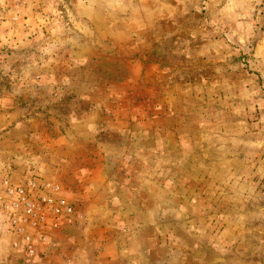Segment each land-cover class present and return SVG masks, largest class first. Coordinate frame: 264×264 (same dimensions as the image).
Segmentation results:
<instances>
[{"label": "rangeland", "instance_id": "374dc122", "mask_svg": "<svg viewBox=\"0 0 264 264\" xmlns=\"http://www.w3.org/2000/svg\"><path fill=\"white\" fill-rule=\"evenodd\" d=\"M0 264H264V0H0Z\"/></svg>", "mask_w": 264, "mask_h": 264}, {"label": "built area", "instance_id": "2783aa9c", "mask_svg": "<svg viewBox=\"0 0 264 264\" xmlns=\"http://www.w3.org/2000/svg\"><path fill=\"white\" fill-rule=\"evenodd\" d=\"M8 191L9 194L16 195L22 201V205L25 207L24 217L26 221L31 220L35 224H38L42 221V213H40L41 208L37 209V206L34 203H31L27 200V191L24 188H10ZM43 200L44 202H47L46 198ZM56 212L60 213L63 217H71L72 214V210L67 208H57Z\"/></svg>", "mask_w": 264, "mask_h": 264}]
</instances>
